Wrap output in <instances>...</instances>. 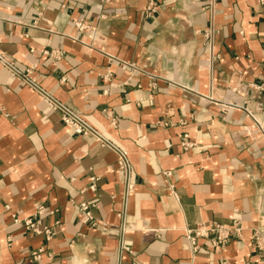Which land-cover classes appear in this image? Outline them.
<instances>
[{
  "label": "crops",
  "instance_id": "1",
  "mask_svg": "<svg viewBox=\"0 0 264 264\" xmlns=\"http://www.w3.org/2000/svg\"><path fill=\"white\" fill-rule=\"evenodd\" d=\"M244 106L264 109L256 0H0V264H259L264 139ZM233 220L221 251L185 249Z\"/></svg>",
  "mask_w": 264,
  "mask_h": 264
},
{
  "label": "built area",
  "instance_id": "2",
  "mask_svg": "<svg viewBox=\"0 0 264 264\" xmlns=\"http://www.w3.org/2000/svg\"><path fill=\"white\" fill-rule=\"evenodd\" d=\"M93 1L97 2L99 5H103L108 3L110 0H93ZM203 1H204V8L212 13L215 10L216 0H203ZM256 1L260 6L264 7V0H256ZM150 6H152V4H150ZM150 6L148 7L147 10L149 12H153L154 11L153 7ZM76 27L78 28L79 31L86 29V27L83 24H79V23L76 25ZM206 35L207 34H205V36ZM57 54L58 53H54L52 51L48 55L57 56ZM57 108L61 112V118L64 125L68 127L70 130H72L75 134L87 135L94 133L93 129L80 116L69 111L68 109L61 108L60 106H58ZM240 108L243 111H245L248 117L252 120L253 122L252 128L255 129L264 139V109L261 111L260 117L257 118L254 112L248 110L247 106ZM186 139H187V135H184L181 141V146L184 149H187L190 146ZM117 166L120 170L123 171H125V169H128L126 152L123 151L119 153V160L117 162ZM95 180H96L95 178L90 179L91 185L89 186V189L91 190L94 189L93 183L95 182ZM123 184L126 194L131 190V185L126 180L123 181ZM77 208L82 223L91 224V226L95 225V220L93 219L90 211L91 205H89L86 202H81L77 205ZM41 212H42V207H40V209L38 210V213ZM24 225L27 229L33 231L36 234H43L46 240H49L53 235V231H51L50 228H46V227L41 228L39 226V222L37 221L32 222L31 220H26L24 221ZM241 230L242 227L238 220H233L230 225H222L219 223H206L204 225H198L194 229L188 231V233L185 235L187 239V244L185 246L186 247L185 249L191 252H195L198 249V240L206 239L209 241L212 248L216 252H219L225 247V245L229 242V240L233 236H239ZM251 241L259 254V264H264V230L262 232L254 231L251 236ZM40 252L41 251L33 253V257L35 259H38ZM48 260H50V257H48Z\"/></svg>",
  "mask_w": 264,
  "mask_h": 264
}]
</instances>
